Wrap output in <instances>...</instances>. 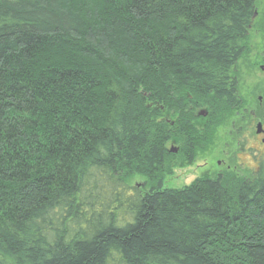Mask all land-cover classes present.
<instances>
[{
  "label": "trees",
  "instance_id": "16d2710c",
  "mask_svg": "<svg viewBox=\"0 0 264 264\" xmlns=\"http://www.w3.org/2000/svg\"><path fill=\"white\" fill-rule=\"evenodd\" d=\"M256 14L257 0H0V264H264V159L163 185L168 141L192 164L238 104Z\"/></svg>",
  "mask_w": 264,
  "mask_h": 264
},
{
  "label": "rangeland",
  "instance_id": "374dc122",
  "mask_svg": "<svg viewBox=\"0 0 264 264\" xmlns=\"http://www.w3.org/2000/svg\"><path fill=\"white\" fill-rule=\"evenodd\" d=\"M262 64H264V0H257V14L249 32L247 48L238 60L235 70L241 95L246 99L244 107L248 108V111L245 112V122L247 124L244 123L243 128L239 130L238 126L232 127L231 123L235 122L234 119L239 115L235 109L232 112H228L225 115V119L220 121L221 123L215 129L214 136L199 151L192 164L182 165L179 162L182 159V153H172V171L171 174L166 176L163 182L164 187H183L190 184L197 177L206 174L217 176L219 171L224 172L227 170L228 165H231L232 170L251 175L253 157L250 156V151L246 149H248L247 147H259V144L254 140V136L258 120L262 117V113L258 109L260 108L258 107V96L264 93V69L261 68ZM252 109L256 111L257 117H253ZM202 110H197L199 114L198 125L206 127L207 114L201 115ZM167 115L170 116L169 114ZM241 116L242 114L239 115V118ZM239 118L236 119L237 122L241 120ZM239 124L237 123L236 125ZM167 146L173 150L177 148L178 143L176 140L174 142L170 141ZM219 161H222L220 166L218 165ZM145 180L144 176L136 175L128 182L131 187L140 188L143 187Z\"/></svg>",
  "mask_w": 264,
  "mask_h": 264
},
{
  "label": "flooded vegetation",
  "instance_id": "af4514ba",
  "mask_svg": "<svg viewBox=\"0 0 264 264\" xmlns=\"http://www.w3.org/2000/svg\"><path fill=\"white\" fill-rule=\"evenodd\" d=\"M264 66V64L261 65V67ZM235 78H236V93H237V97H238V104L233 106L232 108L235 110L236 109V112L237 114L241 115V118H239V115L237 118L241 119L239 122H237V118L234 119L235 122L231 123L233 126L232 127H235V126H238V130L239 129H242L243 126H244V123L247 124L245 121H246V114L245 112L248 111V108L247 107H244V104L246 102V99L241 95V92H240V88H239V81H238V78L236 75H234ZM258 108L260 110V112L262 113V117L260 120H258V124H257V127L255 129V136H254V140L257 144H259V147L257 148H254V147H247L248 149L246 150H249L250 151V156L253 157V166H252V171H251V174L254 172V171H257L259 166H260V163L261 161L264 159V93L260 94L258 96ZM199 109V108H198ZM232 109V110H233ZM205 110V109H203ZM206 111V110H205ZM208 113V112H207ZM251 113L253 115V117H257L256 115V111L254 109L251 110ZM197 115H199L197 113ZM197 125H198V119L196 121ZM237 123H240L239 125H236ZM260 125V127L258 128V126ZM239 133V131H238ZM240 133L242 135H244V133H242L240 131ZM241 135V136H242ZM174 140L177 141L178 143V146L177 148L175 149H171L170 147L167 146V149H168V152H170L171 154L173 153H183L184 152V148H185V144L184 142L181 141L180 139V136L176 135L175 137L171 138L168 142H174ZM243 143V142H242ZM168 144V143H167ZM244 144V143H243ZM177 149V151H176ZM175 151V152H173ZM222 164V161H219V166ZM243 164H245V162H243ZM228 169H231V165H228ZM224 172L223 171H219L217 176L223 174ZM241 173V172H240ZM242 174H244V172H242Z\"/></svg>",
  "mask_w": 264,
  "mask_h": 264
},
{
  "label": "water",
  "instance_id": "95a60500",
  "mask_svg": "<svg viewBox=\"0 0 264 264\" xmlns=\"http://www.w3.org/2000/svg\"><path fill=\"white\" fill-rule=\"evenodd\" d=\"M261 68L264 69V66H262ZM200 114H201V115H206V114H207V111L202 110ZM259 127H260V125L258 126V128H259Z\"/></svg>",
  "mask_w": 264,
  "mask_h": 264
}]
</instances>
